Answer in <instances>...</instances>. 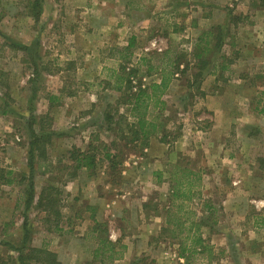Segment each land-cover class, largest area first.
Returning a JSON list of instances; mask_svg holds the SVG:
<instances>
[{
    "label": "rangeland",
    "instance_id": "rangeland-1",
    "mask_svg": "<svg viewBox=\"0 0 264 264\" xmlns=\"http://www.w3.org/2000/svg\"><path fill=\"white\" fill-rule=\"evenodd\" d=\"M102 1L107 4L99 7ZM102 1L99 3V0H95L91 3V9L99 12V15L107 5L114 2ZM123 2L128 3L129 0H120V4ZM213 2V25H222L224 21L229 23L226 15L229 11L237 10L235 14L241 12L242 16L243 13L247 16L246 21L244 19L238 23L242 26L238 27L235 36L227 37V30L225 31L220 52L214 48L213 38L205 39L203 35L196 41V36L185 32L182 35L186 37L167 38L161 35V39H157L152 35V30H144L141 34L138 28L128 26L129 23L125 20L121 24L125 25L127 35H121V40L126 41L131 32H136L140 37H134L138 39L132 42L128 51L133 53L130 62L125 59L120 60L118 65L115 62L116 58L127 54L122 49L108 48L102 54H88L87 48L90 47L87 43L86 49L81 46L79 54L75 53L76 57L79 56L77 62L64 61L68 63L64 65L63 60H60L54 65L48 55V46H54V41H59L66 51L69 47L78 49L77 36L88 29V24L82 17L81 21L72 20L73 8L67 0H44L41 15L37 19L30 17L31 10L26 7L28 1L0 0V168L15 173L12 185L0 186V264H18L17 253L13 249L20 245L24 219L28 220L32 244L36 247L46 245L49 248V244L43 242V239L51 240L50 235H54L56 227L66 226L69 211L74 212L81 206V192L88 187L90 178L79 173L75 180L69 181V175L73 171L68 156L76 144L82 150H87L89 146L92 151L96 149L99 160L96 171L106 170L117 191H129V205L136 206L134 200L139 186L133 181L125 182L120 174L127 160L143 158L146 153L145 149H141L144 142L134 141L132 138L130 131L131 128L134 129L135 121L129 117V107L125 101L128 96L137 93L139 88L157 82L161 69L165 67L169 71L171 63L175 61L181 65L180 71L185 66L188 70L185 73L174 71L171 85L163 96V110L150 111L149 118H155L162 130L150 139L156 138L166 148L164 157L160 160L163 166L169 163V186L166 188L174 186L171 180L174 174L175 177L178 176L177 167L198 171L204 175L205 188L202 196H206L205 192H213V205L210 207H214V212L207 215V220L200 217V210L207 211L209 208L204 197H201L199 210H196V205L190 206L186 202L180 208L181 211L186 210L187 225L184 231L179 233L176 228L173 231L168 229L162 236L168 237L175 244L185 238V246L189 247L187 264H264V117L256 109L261 107V102L258 101L262 98L261 93H264V6L258 0ZM119 12L123 13L121 10ZM204 24L207 23L201 22V28ZM166 25L170 28L171 25L176 26V23L167 20ZM245 32H250L251 35L247 36ZM160 33L163 34L162 29ZM152 41L155 43L152 44ZM205 41H208L206 44L210 52L201 59L209 63L207 67L219 62L234 71L231 74L227 69L216 70V84L211 83L210 76L206 77V82L203 80L209 69L203 70L201 77L197 76L200 72L197 68L199 62L194 53L197 52L198 44L205 47ZM11 42L31 46V53L12 47ZM159 48L162 52L158 51ZM144 49L149 51L145 53ZM166 50L167 54H164ZM35 51L38 59H32ZM221 56H224L222 61ZM69 57H72V53ZM92 59L93 74L87 77L83 70L80 83H73L71 78L76 73L73 65L78 66L87 61L90 63ZM120 66H124L126 70L121 71ZM61 67L67 68L64 71L67 83L63 86L66 94L76 96L61 102L51 97L49 102L52 106L47 108L45 98L57 88H62L58 83L60 80L56 82V78H51L49 74L57 73V68ZM149 68L151 71L148 74ZM239 76H248L250 84L238 82ZM126 79L130 81V93L116 88L123 86ZM202 89L212 95L205 97L207 92ZM47 110L52 116H39ZM31 111L39 119L33 123L34 130L42 127L44 131L56 134L46 150V159H37L35 162L33 182L36 197L43 188H49L50 185L55 188L54 198L57 201L54 210L58 211L57 218L36 207V200L27 215H23L28 182L25 179L21 183L19 176L27 175L29 170L26 145L29 133L27 119ZM89 135L86 142L83 137ZM212 141L221 145L210 152ZM104 146L109 149L110 154L116 156L114 167H109L104 161ZM155 153L159 155L161 151L158 149ZM229 157L233 162H227ZM43 164H48L49 173L46 175L43 173L44 167H40ZM236 181H240L237 186L233 185ZM197 184L195 192L198 195L201 193V182ZM103 188L105 187L99 185L96 189L92 187V191L104 196ZM163 192L165 191L154 192L148 212L160 214L167 208L174 211L178 209L171 193L167 196ZM120 204L117 205L119 209ZM173 219L171 217V221ZM99 222L100 236L103 238L106 235L104 219L100 217ZM126 231L131 236L142 235L135 224H131ZM196 234L200 236L202 244L193 249L191 242ZM153 246L147 252L145 261L140 264H154L150 260L154 255ZM121 247L122 245L117 251ZM193 250L195 251L192 252ZM168 263L177 264L176 260ZM31 264L43 263L33 261Z\"/></svg>",
    "mask_w": 264,
    "mask_h": 264
},
{
    "label": "crops",
    "instance_id": "crops-1",
    "mask_svg": "<svg viewBox=\"0 0 264 264\" xmlns=\"http://www.w3.org/2000/svg\"><path fill=\"white\" fill-rule=\"evenodd\" d=\"M67 1L73 8V15L71 14L72 20L81 21L82 17V19L88 24V29L77 36L79 50H73L69 47L68 51H66L63 45L60 46L61 42L59 41H54V46L52 44L48 46V55L54 65L60 60H63L62 64L64 65H68V63H64V61H72L71 63L77 62L79 56L76 57L75 53L79 54L81 46L82 49H86L85 47L87 43L90 47L87 48V53L93 56L95 53L102 54L108 48L129 51L132 42L137 41L136 39H138L134 37L139 36H137L136 32H131L126 38V41L121 40V35H127V32L124 31L125 25L121 24V22L125 20L129 23L128 26L138 28L141 34L145 32L144 30H149V32L152 30V35H155L157 39H161L159 38L161 35L167 36V38H175V36L186 37L182 34L185 32H191V36H196L197 41L199 37H203V35L213 32L216 27H220L224 33L226 30L229 31L227 37H231L232 35L235 36L238 27L242 26V24L239 25L238 23L241 20L243 22L244 19L245 21L247 19L245 18L246 13H243L242 16L241 12L235 14L237 10L229 11L226 14L227 18H229V23H225L224 21L222 25L219 23L213 25L212 20L215 19V14L213 12L215 3L213 0H187V2H183L182 0H132L134 3L129 0L128 3L123 2L121 4L120 0H114L113 4L107 5V8L104 9L100 15L99 12L91 9V5H93L91 3H94L95 0ZM101 1L102 0H99V3ZM234 1L240 2L241 0ZM258 1L261 2V0ZM106 4L107 2L102 1V4H99V7L105 6ZM119 10L123 13L121 14ZM76 11L78 12L75 13ZM118 12L120 14H118ZM78 13H80L79 16L77 15ZM230 17H232V22L230 21ZM167 20L175 21L176 26L171 25L169 28V26L166 25ZM201 22H206L207 24H204L205 26L201 28ZM121 25H123V27H121ZM225 27L227 29H225ZM161 29L163 34L160 33ZM245 35L250 36L251 33L245 32ZM154 40H156V38ZM63 42L64 41H62V43ZM154 43L155 41H152V44ZM167 50L164 54H167ZM144 51L147 53L149 50L144 49ZM158 51L162 52L161 48H159ZM70 53H72V57H69ZM129 53L132 57L133 53ZM115 62L118 65L120 60L116 58ZM92 64L93 59L90 63L87 61L85 64H80L78 66L73 65L76 73L72 76L71 81L77 84L80 83L83 70H85V75H87V77L90 74H93L94 71L92 70L94 69V66H92ZM207 69H209V71L203 76V80H205L207 76H210L212 77V84H216L218 80V78H215L216 70L218 71L219 69L220 71H223L227 69L231 74L234 72L232 69L230 70L228 66L226 68L223 64H219V62L207 67ZM65 70H67L66 67H61L57 68V73L49 74L51 78H56L54 79L56 82L60 80L58 83L62 88H57L55 91L51 92L50 95L54 96L49 95L45 98L47 108H51L52 106L49 102V100L52 99L51 97H54V100L61 102L68 98L74 99L73 96H76L66 94V91L63 88L67 83L65 80ZM247 77L248 76H241L240 78L239 76V78H237L238 82L250 84ZM203 80L202 83L205 84L206 80L205 82ZM202 91L207 92L204 89H202ZM77 94L81 96V93L78 91ZM210 95L212 94L207 92L205 97ZM46 114L52 116V114H49V110H47V112L45 111L43 114H39V116ZM64 115L65 114H63V116ZM88 137H90V135L83 137L86 142L88 141ZM85 141L84 144L86 143ZM220 145L219 142L211 143L210 152L218 148ZM26 148L28 150V144L26 145ZM75 148H80V146L76 144ZM158 149L161 151V154L159 155L155 153V150ZM165 149L166 148L163 144L159 143L156 138H153L150 139L149 145L144 150V153H146L145 157L133 158L125 162V167L122 169L120 176L125 182L133 181L138 184L139 192L134 200L136 206L129 205L131 199L129 197V191L118 192L117 187H115L110 181V174L106 170H98L92 177H90V181L87 182L88 187L85 188V191H82L83 193L81 192V206H79L74 212L69 211L66 226L64 228H62L63 226L56 227V230L53 231L54 235H50L51 240L45 241L43 239V242L49 244L50 247L48 248L46 245L36 247L32 244L31 239L29 246L36 249H40L44 246L56 256V264H107V261L109 262L108 264H140L141 261H145L144 258L147 256V252H150V247L154 244V255L150 258L151 261H154V264H170L168 263L170 260H176L177 264H187V257L180 256L182 245H186L185 238L181 240V242L178 241L175 244L174 242H170L168 237L162 236L164 231L168 229L173 231L177 228V226L171 222V217L180 218L178 221L180 224L179 226L183 229L186 228V210L178 212V210L174 211L171 210V208H167L164 210V213L160 214L153 213L152 211L148 212L155 191H165L163 193L167 196H170L171 193V187L166 188L169 186L167 180V165L169 163L163 166V162L160 161L164 157L163 153ZM205 159H207V157ZM212 162L215 163V160ZM227 162H233V159L229 157L227 158ZM239 163L242 162L239 161ZM195 172H197L200 177L201 187L199 188V191H201V193H199L201 196L199 193L197 195L195 192V198H192L187 205H196L198 207L196 210H199L201 209V197H204V199H207L206 201L209 205V212H214V207L211 206L210 208V205L213 202V192H205L204 194H206V196H202L205 188V182L202 177L204 175L200 174L198 171ZM232 172L233 170L231 173ZM238 184H240V181L233 182V185L237 186ZM99 185L105 187L103 188L104 196H99L96 192L92 191V187H95L96 189ZM197 197L199 198L198 200ZM119 203H121L120 209L117 206ZM200 211L202 213V216L200 217L207 220V215H209V213L202 209ZM100 217L104 219V227L106 229L105 238L107 239V242L114 245L116 251L120 245L124 247L121 257H115L112 261L110 259V251H102L101 249L98 251L99 237L101 234V230L99 229ZM131 224H135L137 229L141 231L142 235L140 237L128 234L126 229ZM202 226H205V224L203 223ZM192 234H194V232H192ZM187 248L189 249V247Z\"/></svg>",
    "mask_w": 264,
    "mask_h": 264
},
{
    "label": "trees",
    "instance_id": "trees-1",
    "mask_svg": "<svg viewBox=\"0 0 264 264\" xmlns=\"http://www.w3.org/2000/svg\"><path fill=\"white\" fill-rule=\"evenodd\" d=\"M28 1V5L26 7H29L31 10L30 17L37 19L41 15V8L43 7L44 0H26ZM261 4L264 6V0H261ZM233 21V20H232ZM231 21V22H232ZM229 33V31H227ZM228 36V35H227ZM213 38L215 40L214 48L217 49V52L221 51V47L223 44L224 39V32L220 27H216L213 32H209V34L204 35V38ZM205 41V47H200V45H197V52L194 53V57L198 59L199 65L197 66L199 74L197 76L203 75V70L207 69V66L209 65L208 62H204L201 58L203 55L210 52V48L207 47V44ZM37 44V43H35ZM12 47H18L21 50L27 51L31 53V46H24L23 44H17L16 42L12 43ZM129 49V48H128ZM127 54L123 56L122 58H119V60H127V62H130L131 54L128 52V50H123ZM37 52L35 51V56L32 57V59H38ZM224 56H221V60H223ZM145 62V60H142ZM147 63V62H145ZM171 70L166 71V68L163 67L159 73V80L157 82H153L150 85L146 87H141L138 89L137 93L132 94L131 96H128L126 99V105L129 107V117H131L135 121V127L134 129L131 128L130 133L132 134V138L134 141H143V147L141 149H146L148 146V141L150 138L157 134L161 133V127L160 123H156V119L149 118L150 111H162L163 106L165 104V101L163 99V96L169 89L171 82L173 80V77L175 75V70L178 71L180 69V64L177 63V61L171 63ZM120 70H126L124 66H120ZM185 70H188V67L185 66L182 68V71L179 70L180 73H185ZM150 68L148 69V74L150 72ZM206 71V70H205ZM134 72H137L135 70ZM133 72H130L132 74ZM177 73V72H176ZM123 80V79H122ZM194 83V82H193ZM117 90L126 91L127 93H130L131 86L129 80H124L123 86L116 87ZM200 88V87H199ZM128 95V94H127ZM262 98L258 102H261V107L256 108L257 112L264 117V93H261ZM32 97L30 98V101H32ZM33 115V116H32ZM123 117V116H122ZM36 120L39 119L36 117V115L31 111V113L28 115V150H27V166H28V173L21 174L19 177V181L22 183L26 179L28 182L27 190L25 192V207L23 210V215L26 216L28 210L31 208L32 203L34 200H36V207L39 209H42L45 213L53 214L55 218L58 217V211L54 210V206L56 205V199L54 198L56 196L55 194V188L50 185L49 188H43L41 190L38 197L35 195L34 191V165L37 159H46V150L51 145L52 137L56 135L54 132H46L42 127H39V130L33 129V123H36ZM164 140V139H163ZM88 147L87 150H82L80 148H72L71 152L69 153L68 160L72 162V174L69 175V181H73L78 177L79 173L84 174L87 178L92 177L96 170L98 165V157L96 152V149L94 148L93 151ZM103 158L104 161H106L109 164V167L115 166V159L116 156L114 154H110L109 149L106 148V146L103 147ZM41 168L44 167V175L49 173L48 164H43L40 166ZM176 168V167H175ZM178 170V176L171 180L174 182V186L171 187V197L174 199V202H176V207L178 206V212H181L182 206L186 203L191 201V199L195 195V187H197V182L200 183V177L197 174V172L191 171L189 169H180L177 167ZM173 175V174H172ZM158 176V175H157ZM159 178V176H158ZM15 179V173L12 170H7L0 168V186H9L14 183ZM211 208V207H210ZM207 212L210 214L209 209H207ZM175 226H177L176 229H178L179 233H181L184 229L181 228L179 225L180 218H174L173 219ZM200 225H202L200 223ZM100 229V228H99ZM99 231V230H98ZM31 233L29 230L28 220H25L22 222V239L20 240V245L16 248H12L16 253V259L18 264H31L33 261L42 262L43 264H56V256L48 251L45 247H42L40 249L32 248L29 246ZM193 241L191 242L194 246L193 249H196L201 246L202 240L199 235H194L192 237ZM108 243V245H107ZM5 244V243H3ZM1 245V241H0ZM192 246V245H191ZM110 251L111 261L115 257H121L122 251L124 250V247L122 246L119 251H116L114 248V245L109 244L107 242V239L105 237H99V249L98 251ZM193 250L192 252H194ZM188 248L187 246H184L181 248L180 256L187 257ZM186 255V256H185ZM188 259V257L186 258Z\"/></svg>",
    "mask_w": 264,
    "mask_h": 264
}]
</instances>
